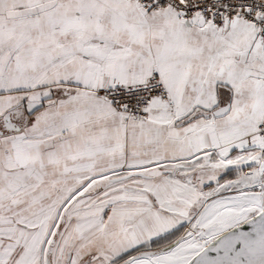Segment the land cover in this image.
Instances as JSON below:
<instances>
[{
	"label": "snow or ice",
	"instance_id": "6c2138e0",
	"mask_svg": "<svg viewBox=\"0 0 264 264\" xmlns=\"http://www.w3.org/2000/svg\"><path fill=\"white\" fill-rule=\"evenodd\" d=\"M0 264H264V0H0Z\"/></svg>",
	"mask_w": 264,
	"mask_h": 264
}]
</instances>
